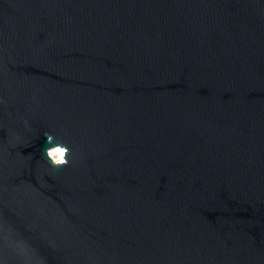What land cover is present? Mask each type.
<instances>
[{
    "label": "water",
    "instance_id": "95a60500",
    "mask_svg": "<svg viewBox=\"0 0 264 264\" xmlns=\"http://www.w3.org/2000/svg\"><path fill=\"white\" fill-rule=\"evenodd\" d=\"M0 264H264V0H0Z\"/></svg>",
    "mask_w": 264,
    "mask_h": 264
},
{
    "label": "bare ground",
    "instance_id": "6f19581e",
    "mask_svg": "<svg viewBox=\"0 0 264 264\" xmlns=\"http://www.w3.org/2000/svg\"><path fill=\"white\" fill-rule=\"evenodd\" d=\"M60 150V149H59ZM62 153H63V155H60L59 156V159H57V162H59V163H62V162H64V157H65V155H64V152L62 151V150H60ZM54 152H56V150H54V151H51L50 153H54ZM51 156V155H50ZM51 158H53V156H51ZM59 160V161H58ZM55 162V161H54Z\"/></svg>",
    "mask_w": 264,
    "mask_h": 264
},
{
    "label": "clouds",
    "instance_id": "9594fccd",
    "mask_svg": "<svg viewBox=\"0 0 264 264\" xmlns=\"http://www.w3.org/2000/svg\"><path fill=\"white\" fill-rule=\"evenodd\" d=\"M49 155H51V156H53V158H55L57 155H63V153L59 149H57L56 152L49 153Z\"/></svg>",
    "mask_w": 264,
    "mask_h": 264
},
{
    "label": "rangeland",
    "instance_id": "374dc122",
    "mask_svg": "<svg viewBox=\"0 0 264 264\" xmlns=\"http://www.w3.org/2000/svg\"><path fill=\"white\" fill-rule=\"evenodd\" d=\"M59 156L60 155H57L55 158H52L56 163H59V162H57V159H59ZM59 161V160H58Z\"/></svg>",
    "mask_w": 264,
    "mask_h": 264
}]
</instances>
